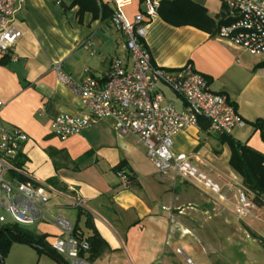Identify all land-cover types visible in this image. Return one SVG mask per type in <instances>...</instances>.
Here are the masks:
<instances>
[{"label":"crops","instance_id":"crops-1","mask_svg":"<svg viewBox=\"0 0 264 264\" xmlns=\"http://www.w3.org/2000/svg\"><path fill=\"white\" fill-rule=\"evenodd\" d=\"M99 1L114 9L112 0ZM191 1L203 6L217 23L229 19V10L217 0ZM63 2L71 4V0ZM143 10L141 0H132L123 11L133 21ZM12 27L21 38L11 50L16 60L0 55V129L17 128L28 135L21 154L26 159L24 173L46 186L50 198L46 219L24 231L46 236L53 249L61 236L56 220L63 218L78 226L86 239L95 231L105 241L107 247L94 260L97 264H112L114 259L121 264H161L176 241L174 211L187 198L181 179L159 174L145 147L133 135H118L109 121L67 141L51 130L57 117L83 113L81 101L60 83L53 65L60 63L77 82L84 80L86 70L105 78L116 59L130 70L133 62L126 38L115 31L111 20L95 19L91 13L81 16L79 7L64 12L51 0H21ZM145 45L159 67L176 70L192 63L207 78L211 91L227 95L247 123L232 138L264 154L261 131L255 127L264 120V67H258L264 55L252 56L220 39L218 33L174 27L159 15L148 27ZM168 99L181 104L175 96ZM201 134H208L216 146L201 148ZM221 137L190 129L175 138L174 151L190 155L202 171L230 191V202L211 197L230 205L235 215V193L244 188L243 179L231 168V149ZM185 139L189 144L183 145ZM119 166L123 168L118 170ZM121 171L130 177L127 185L118 177ZM68 199L82 202V216ZM88 216L94 230L87 226ZM18 245L26 244L13 247ZM40 256V262L51 258L46 253Z\"/></svg>","mask_w":264,"mask_h":264},{"label":"built area","instance_id":"built-area-1","mask_svg":"<svg viewBox=\"0 0 264 264\" xmlns=\"http://www.w3.org/2000/svg\"><path fill=\"white\" fill-rule=\"evenodd\" d=\"M20 1L0 0V55L11 56L13 60L16 57L11 50L21 38V32L12 27ZM51 1L59 7L63 4V0ZM163 1L141 0L145 10L129 21L123 10L132 5V0H112L111 23L115 31L126 38V48L133 62L130 70L121 59H116L105 78H97L91 70H86L84 80L77 82L60 63L53 65L60 83L81 101L83 113L54 119L52 134L67 141L101 121H109L118 135H133L145 147L147 158L159 174L172 175L221 202H230V191L202 171L190 155L175 153V138L182 132L200 128L201 121L208 123L210 133L221 136H231L247 123L227 95L210 90L207 78L192 63L170 70L153 62L145 39ZM217 1L229 10L232 20L220 28L218 37L252 56L264 55V0ZM166 91L181 104L169 100ZM28 141V135L20 129H0V209L4 212L0 216V230L32 226L46 219L50 203L47 187L29 178L24 166L19 170L15 165ZM12 173L22 175L25 180H18ZM118 177L125 185L130 181L124 171L119 172ZM68 201L76 209L82 208L80 200ZM234 207L240 220L260 218L264 209L245 188L236 190ZM8 216L14 225L8 223ZM56 223L61 228V236L53 250L68 264H97L90 259L86 238L75 234V226L63 218H58Z\"/></svg>","mask_w":264,"mask_h":264},{"label":"rangeland","instance_id":"rangeland-1","mask_svg":"<svg viewBox=\"0 0 264 264\" xmlns=\"http://www.w3.org/2000/svg\"><path fill=\"white\" fill-rule=\"evenodd\" d=\"M166 95L168 98L174 96L170 92ZM200 140L204 143L201 148L216 146L208 134H201ZM186 144H189L187 139L183 142V145ZM178 181L187 198L183 200L185 205L174 211L177 218L174 224L176 241L169 246V255L162 259L161 264H264V209L260 218L240 220L232 214L230 205L220 204L186 181ZM224 207L229 212L224 211ZM7 220L14 225L10 216ZM20 228L32 229L29 226ZM31 249L26 245L12 246L5 264L56 263L53 258H44L40 262L38 251ZM121 263L112 260V264Z\"/></svg>","mask_w":264,"mask_h":264},{"label":"trees","instance_id":"trees-1","mask_svg":"<svg viewBox=\"0 0 264 264\" xmlns=\"http://www.w3.org/2000/svg\"><path fill=\"white\" fill-rule=\"evenodd\" d=\"M65 12L69 8L79 7V15L85 13H91L95 19L101 18L102 20H111L114 9L104 4L99 0H71V4L66 6L63 4L60 6ZM158 15L168 24L174 27L192 26L205 32L213 34L218 33L220 28L224 25L232 23L230 19H223L220 22H215L208 16L207 10L191 1V0H164L161 3ZM6 58V57H5ZM258 67H264V63ZM257 130L261 131V136L264 141V120H258L255 123ZM200 129L207 132L209 125L205 121H201ZM223 144H228L231 149V168L243 179L244 188L247 189L260 206L264 205V154L256 151L252 147L244 144H240L232 136H222ZM55 152L53 154H58ZM26 159L20 156L15 161L16 167L20 170L24 166ZM123 166H119L118 170H121ZM12 176L20 181H24L25 178L17 173H12ZM52 182V181H51ZM80 216L83 214V209L78 208ZM87 226L94 230L92 226V219L87 217ZM15 230L20 236L13 233ZM80 228L75 226V234H83L80 232ZM84 237V236H83ZM90 245V259L96 260L101 253L107 247L105 241L94 231L93 235L86 239ZM15 243L26 244L32 248H35L39 254H44L47 251L53 253L57 257L61 258L52 248H50L46 242V236H35L30 234L19 226L6 227L0 230V256L7 258L10 250ZM62 259V258H61Z\"/></svg>","mask_w":264,"mask_h":264},{"label":"water","instance_id":"water-1","mask_svg":"<svg viewBox=\"0 0 264 264\" xmlns=\"http://www.w3.org/2000/svg\"><path fill=\"white\" fill-rule=\"evenodd\" d=\"M13 233L17 234L18 236H20V234H18L15 230H13ZM46 254L48 256H50L51 258H53L54 260H56L58 263H61L62 264V261L61 259H59L56 255H54L53 253L47 251ZM0 260L2 262V264H5V260L2 256H0Z\"/></svg>","mask_w":264,"mask_h":264}]
</instances>
